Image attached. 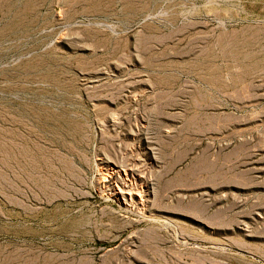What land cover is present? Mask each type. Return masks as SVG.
<instances>
[{
  "label": "rangeland",
  "instance_id": "obj_1",
  "mask_svg": "<svg viewBox=\"0 0 264 264\" xmlns=\"http://www.w3.org/2000/svg\"><path fill=\"white\" fill-rule=\"evenodd\" d=\"M0 264H264V0H0Z\"/></svg>",
  "mask_w": 264,
  "mask_h": 264
},
{
  "label": "bare ground",
  "instance_id": "obj_2",
  "mask_svg": "<svg viewBox=\"0 0 264 264\" xmlns=\"http://www.w3.org/2000/svg\"><path fill=\"white\" fill-rule=\"evenodd\" d=\"M128 188V187H127ZM126 188V191H128L127 193L129 194V196H132L133 194H135L134 193V190H133V188H131V187H129L128 189ZM119 192L121 193V194H125L126 192H124V189H120L119 190ZM140 196V195H139ZM132 198V197H131ZM233 255V254H232Z\"/></svg>",
  "mask_w": 264,
  "mask_h": 264
}]
</instances>
